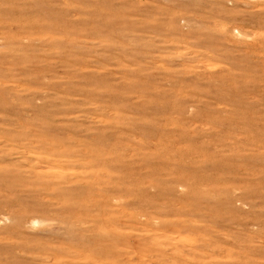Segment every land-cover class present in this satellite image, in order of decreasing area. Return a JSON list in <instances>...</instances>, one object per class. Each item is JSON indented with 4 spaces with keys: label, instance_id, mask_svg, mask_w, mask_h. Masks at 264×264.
Instances as JSON below:
<instances>
[{
    "label": "rangeland",
    "instance_id": "obj_1",
    "mask_svg": "<svg viewBox=\"0 0 264 264\" xmlns=\"http://www.w3.org/2000/svg\"><path fill=\"white\" fill-rule=\"evenodd\" d=\"M0 264H264V0H0Z\"/></svg>",
    "mask_w": 264,
    "mask_h": 264
}]
</instances>
